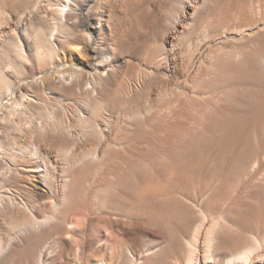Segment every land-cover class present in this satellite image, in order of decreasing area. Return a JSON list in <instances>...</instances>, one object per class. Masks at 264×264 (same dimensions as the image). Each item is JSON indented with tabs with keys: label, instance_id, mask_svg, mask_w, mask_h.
Masks as SVG:
<instances>
[{
	"label": "rangeland",
	"instance_id": "374dc122",
	"mask_svg": "<svg viewBox=\"0 0 264 264\" xmlns=\"http://www.w3.org/2000/svg\"><path fill=\"white\" fill-rule=\"evenodd\" d=\"M32 4L0 0V65L13 60L6 75L15 96L34 97L45 85L62 98L34 109L72 122L76 152L99 147L101 161L74 169L61 221L41 233L19 235L26 215L18 210L0 216L2 236L22 240L0 264H40L48 242L53 253L41 264H188L193 249V264H264V0H130L117 33L105 39L116 65L108 85L116 103L101 113L103 140L76 123L89 112L84 96L54 92L60 76L70 82L71 55L92 68L100 63L96 27H83L94 38L85 51L57 43L45 53L30 40L26 57L13 35L19 17L31 36L50 29ZM10 102L0 96V153L32 128L26 116L9 115ZM52 157L61 192L64 160ZM0 173V198L47 205L39 216L53 213L37 179L31 183L2 160Z\"/></svg>",
	"mask_w": 264,
	"mask_h": 264
},
{
	"label": "bare ground",
	"instance_id": "6f19581e",
	"mask_svg": "<svg viewBox=\"0 0 264 264\" xmlns=\"http://www.w3.org/2000/svg\"><path fill=\"white\" fill-rule=\"evenodd\" d=\"M32 1L33 11H37V13H42V15H44V23L48 24L50 29L48 30L39 27L40 29L34 30V35L31 36L32 33H29L27 27L25 28L24 26H22L23 16L19 17L15 25V29L13 30V35L18 40L19 53L25 55L26 57H28L29 55L25 50V44H27V42L30 40H33L35 42L36 46L39 47V51L45 50V53L54 52L51 50L58 46L57 43H63L64 45L71 44L77 49L83 46V51H85L89 44L93 42L94 38L88 31V29H84L83 27L87 26L86 23H88V21H90V24H93L96 27L98 31L97 49L99 50V53L101 55V61H99L100 63L92 68L89 63L78 60L73 52L74 56L71 55L70 59L71 63L73 64L71 73L69 74L70 82L67 83V74L60 76L58 82L56 81L57 83L54 84V92L68 91V94L72 97L84 96L85 100L82 102H84L85 106L89 108V112L86 116H82L83 114L81 113V116L77 117L76 123H80V125L88 129V132L91 131L93 132V134H98L103 140V138H105V134L101 129L99 123L101 113L105 112L103 110L107 109V107H114V104L116 103V97L113 96L114 94L113 92H111L112 90H109L111 88H108L110 78L115 73L116 65L112 63L113 57L110 56L109 52L106 53V50H108L109 47L108 45H106L105 42L107 40L105 39L106 34H109V36H114L113 33H117L114 29L116 26L114 25L115 23L118 24V14L124 12L123 9L128 7L130 0ZM41 6L42 8H40ZM89 8L90 11L86 13ZM69 28L79 29L77 31H74L73 29L69 31ZM40 55V52L32 54L33 57L39 58L41 57ZM128 55L130 54L128 53ZM12 61L13 60H10L8 63H3L4 65H0V96H4L5 100L7 98L9 100V98L11 97L10 105L5 106L6 109H9L7 110L9 115L16 116L17 114H20L26 116L30 120L32 128L29 130L27 129L28 131L24 133V135L26 136H20V138L17 137L11 143L4 146L0 153V161L2 160L6 162L11 170H16L18 174L27 177L31 181V183H33L34 179H37L39 184L35 185L37 187H39V185H42L48 190L49 198L51 200L49 206L53 210V213H45V216H39L38 213L46 209L47 205L38 207L28 201L18 203L13 197L3 195L0 198V216L18 210L19 212L26 215L23 220L24 222L21 224V227L18 230L19 235H26L29 232L38 234L41 233L43 229L51 227L54 222H57L59 220V210L62 206L65 205L66 199L68 198V192L75 181L74 169L85 167L95 162H100L101 155L98 151L99 147H86L85 151H83V154L77 153V140L71 141L72 138L70 139V137H72L71 129L72 127H75L74 124H71L72 122H64L63 120H59L58 122L55 121L56 116L53 117V113H49L48 115L44 116L42 115L43 113H37L35 111V107L37 108L41 105L45 107L44 105L47 106L51 102L61 103V100H63L62 98L59 99L58 97L57 99L56 96H49L47 94L45 85H38L40 87V91H38V93L34 97H30L29 94L24 91H19V95L16 94L17 96H15L14 85L11 79L6 75V71L9 69V66L13 64ZM87 64L90 70L86 68ZM51 104L53 105V103ZM57 113H59V111ZM82 132L83 131H81V133ZM88 132H86V134ZM88 137L90 138V140H92V136ZM88 137H86V139ZM22 139L26 140L23 141ZM89 141L88 143H90ZM88 146H91V144ZM53 152H56L58 156L60 155L64 160V183L61 192L57 189L56 185V181L58 180V162H56V159L52 157ZM0 175L2 176L1 173ZM71 214L72 213L67 210L64 213L63 222H66ZM215 228L216 226L214 225H211L210 228H208L210 237L207 238V244L209 247L212 245V242L214 240L212 236H214L213 234ZM67 230V234H71L72 232H74V230ZM3 236L0 229V256L7 250L12 248V245L15 242L22 243V240L18 238V236L14 237L12 234H9L6 235V239ZM66 240H68V238ZM248 250H244L245 252H243L240 256V258L246 260V262L249 260V256L251 253ZM194 252L195 249L192 250L189 256L188 264H193ZM52 253L53 251L51 243L48 242L42 249L39 261L42 263L44 257L50 256Z\"/></svg>",
	"mask_w": 264,
	"mask_h": 264
}]
</instances>
